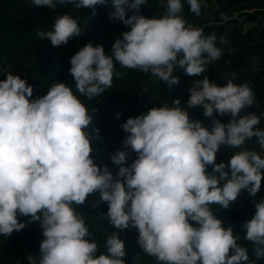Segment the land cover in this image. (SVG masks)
Returning <instances> with one entry per match:
<instances>
[{"label": "clouds", "instance_id": "obj_1", "mask_svg": "<svg viewBox=\"0 0 264 264\" xmlns=\"http://www.w3.org/2000/svg\"><path fill=\"white\" fill-rule=\"evenodd\" d=\"M31 2L50 10L70 4L94 15L97 6L111 5L109 19L129 27L115 39L111 54L103 45L89 42L71 56L68 71L76 92L89 100L111 86L114 74L119 75L114 62L150 72L171 87L179 82L175 69L200 76L222 55L215 33L205 35L183 18L182 0H166V11L159 18L141 14L140 6L147 0ZM185 2L200 15L204 0ZM81 34L78 18L68 14L55 18L50 30L38 32L53 46ZM219 41L226 43L223 35ZM224 79L222 86L207 76L194 80L184 108L175 99L171 107H152L127 118L120 125L127 133L123 145L136 158L114 177L91 155V142L99 138V129L86 131L94 109L89 112L63 82H54L45 95L32 98L27 80L8 72L0 80V235L8 237L23 229L26 225L18 218L27 216L30 222H39L43 236L39 256L28 255V264H125V242L119 233L112 231L106 238L107 254L97 255V243L88 239L92 233L73 207L98 191L108 204L109 223L119 231L137 229L140 248L161 264H251L248 249L238 243L240 234L224 227L210 205L226 209L242 191L255 197L261 189L264 155L246 142L255 137L264 152V130L258 127L264 113L241 115L256 104V97L247 83H234V75ZM197 106L211 118L210 126L189 116L188 110ZM217 115L230 119L224 123ZM222 145L240 151L227 163H216ZM127 156L116 150L110 159L120 165ZM254 207L253 216L241 227L260 258L264 198Z\"/></svg>", "mask_w": 264, "mask_h": 264}, {"label": "trees", "instance_id": "obj_2", "mask_svg": "<svg viewBox=\"0 0 264 264\" xmlns=\"http://www.w3.org/2000/svg\"><path fill=\"white\" fill-rule=\"evenodd\" d=\"M182 3L183 18L194 27L202 28L205 35L215 33L218 38L216 46L222 49V55L207 64L206 72L200 76H189L182 69H175L173 75L179 78V82L171 87L150 72L122 67L114 62L115 73L119 75L114 74L109 88L91 100L76 92L75 82L68 71L71 56L89 42L94 46L103 45L105 53L111 54L115 39L122 38V32L129 30L122 22L109 19V13L113 10L111 5L97 6L94 15L88 8L76 9L70 4L57 5L55 10H50L47 6H35L31 0H0V65L7 72L27 80L33 87L32 98L45 95L54 82H63L89 112L94 109L92 125L86 131H91L92 127L99 129V138L91 142L94 149L91 155L98 165H107L115 177L120 167L130 165L136 158V153L123 145L127 133L120 125L127 118H134L152 107H171L175 99H180L182 108L186 107L189 88L196 79L207 76L211 82L222 86L226 83L225 76L234 75L233 82L238 85L247 83L256 97V104L242 110L241 115L264 113V31L258 27L264 15V0H204L199 16L189 10L185 0ZM140 11L145 17L159 18L166 11V0H147L146 4L140 6ZM63 14L78 18L82 34L60 46H53L47 38L40 39L38 32L50 30L55 18ZM222 16L227 20H223ZM249 23H253L252 26L245 28L244 25ZM221 35L225 37L224 44L219 41ZM6 75H2L0 80L5 79ZM188 112L193 120L201 121L204 126L211 125V118L205 117L199 106ZM216 118L224 123L230 119L229 116L218 115ZM258 127L264 130V116H261ZM246 146L255 151L260 148L255 137L248 140ZM116 150L128 153L126 161L120 165L112 163L110 159ZM238 151L240 148L222 145L215 162L227 163ZM208 171H211V166ZM261 198H264V178L255 197L242 191L226 209L216 204L210 205L224 227L231 226L234 233L240 234L238 243L248 249L251 264H264V257L256 258L252 251L253 244L244 239L241 225L251 219L255 212L254 203ZM73 207L89 227L92 236L88 239L97 243V255L107 254L106 238L116 231L125 242V264H161L140 248L137 229L119 231L109 223L106 216L108 204L100 200L98 191L90 194L83 204ZM18 219L25 223L23 229L18 232L14 230L8 237L0 235V264H28V255L39 256L43 239L39 222H30L27 216H19ZM191 223L195 225V222Z\"/></svg>", "mask_w": 264, "mask_h": 264}, {"label": "built area", "instance_id": "obj_3", "mask_svg": "<svg viewBox=\"0 0 264 264\" xmlns=\"http://www.w3.org/2000/svg\"><path fill=\"white\" fill-rule=\"evenodd\" d=\"M258 27L264 31V18H262V20H260V22L258 23ZM9 72V71H8ZM7 70L5 69V67H3L2 65H0V77L4 74L8 73Z\"/></svg>", "mask_w": 264, "mask_h": 264}, {"label": "rangeland", "instance_id": "obj_4", "mask_svg": "<svg viewBox=\"0 0 264 264\" xmlns=\"http://www.w3.org/2000/svg\"><path fill=\"white\" fill-rule=\"evenodd\" d=\"M261 40H262V39H261ZM256 151H257L258 153H260L261 155H263L262 150H261L260 148L256 149Z\"/></svg>", "mask_w": 264, "mask_h": 264}, {"label": "crops", "instance_id": "obj_5", "mask_svg": "<svg viewBox=\"0 0 264 264\" xmlns=\"http://www.w3.org/2000/svg\"><path fill=\"white\" fill-rule=\"evenodd\" d=\"M252 24H253V23H252ZM252 24H251V23L246 24V25H244V27H245V28H248V27L252 26Z\"/></svg>", "mask_w": 264, "mask_h": 264}, {"label": "water", "instance_id": "obj_6", "mask_svg": "<svg viewBox=\"0 0 264 264\" xmlns=\"http://www.w3.org/2000/svg\"><path fill=\"white\" fill-rule=\"evenodd\" d=\"M261 18H264V15Z\"/></svg>", "mask_w": 264, "mask_h": 264}]
</instances>
